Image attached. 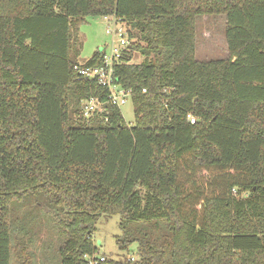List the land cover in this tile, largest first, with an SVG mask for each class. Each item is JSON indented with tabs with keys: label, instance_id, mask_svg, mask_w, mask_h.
Masks as SVG:
<instances>
[{
	"label": "trees",
	"instance_id": "trees-1",
	"mask_svg": "<svg viewBox=\"0 0 264 264\" xmlns=\"http://www.w3.org/2000/svg\"><path fill=\"white\" fill-rule=\"evenodd\" d=\"M108 14L131 38L115 74L132 125L112 104L82 113L106 90L73 67L80 26ZM204 14L225 15L227 57L197 59ZM45 209L60 264L98 251L103 215H119L120 253L98 264H264V0H0V264Z\"/></svg>",
	"mask_w": 264,
	"mask_h": 264
},
{
	"label": "rangeland",
	"instance_id": "rangeland-1",
	"mask_svg": "<svg viewBox=\"0 0 264 264\" xmlns=\"http://www.w3.org/2000/svg\"><path fill=\"white\" fill-rule=\"evenodd\" d=\"M108 22L102 15H89L80 26V34L83 37L84 44L79 55L80 61L89 59L97 49L105 48L110 51L113 43L112 34L106 33ZM226 18L224 14H204L197 18L196 28V57L199 60H210L225 58L228 56V46L226 41ZM142 55L136 53L133 61L138 62ZM125 120L132 125L134 123V108L131 99L121 107ZM198 176L202 179H210L211 173L198 170ZM37 213L36 209H33ZM43 213V226L41 229L30 227V241L23 244L22 258L17 252L12 251L10 264H60L58 256V247L60 245L59 226L60 220L47 209ZM48 213V219H45ZM119 215L111 217L101 216L96 223V229L93 233V239L98 247V254H108L116 256L120 253L117 247L115 236L120 233L118 225ZM33 223V222H32ZM29 227V226H28ZM35 231V233H33ZM22 232H18L20 235ZM16 238L13 244H16ZM137 244L131 247L132 253H136Z\"/></svg>",
	"mask_w": 264,
	"mask_h": 264
},
{
	"label": "built area",
	"instance_id": "built-area-1",
	"mask_svg": "<svg viewBox=\"0 0 264 264\" xmlns=\"http://www.w3.org/2000/svg\"><path fill=\"white\" fill-rule=\"evenodd\" d=\"M108 25L106 26V33L112 34L113 43L110 51H106L103 55V61L96 65L84 64L79 61L73 67L78 75L87 80L96 81L106 90V96L101 97L98 94L90 95L85 98L82 103V113L85 117H90L96 113L105 112L107 104L121 107L132 96V89L125 87L119 81V77L115 74V66L121 60L124 50L131 43V38L127 30V23L116 14H108L103 16ZM169 87H164L162 90H170ZM146 91V88L142 89ZM190 121H195L192 114L188 115ZM136 253L128 255L129 258L135 259ZM104 254H98V251L87 255L86 264H98L104 260Z\"/></svg>",
	"mask_w": 264,
	"mask_h": 264
}]
</instances>
